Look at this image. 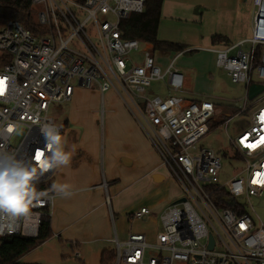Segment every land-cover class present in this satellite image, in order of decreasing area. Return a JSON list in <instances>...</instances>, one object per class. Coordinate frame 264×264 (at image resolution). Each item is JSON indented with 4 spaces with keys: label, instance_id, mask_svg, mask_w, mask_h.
<instances>
[{
    "label": "built area",
    "instance_id": "2783aa9c",
    "mask_svg": "<svg viewBox=\"0 0 264 264\" xmlns=\"http://www.w3.org/2000/svg\"><path fill=\"white\" fill-rule=\"evenodd\" d=\"M29 5L33 32L13 20L0 25V52L10 56L0 68V153L33 157L45 147L41 128L57 126L49 113L52 104L68 102L78 89L95 87L101 97L114 91L157 151L178 194L159 213L154 240L133 231L122 242L114 236L111 264H264V226L250 206L251 198L264 197L259 183L264 180V145L250 151L241 144L247 133L249 142L264 135L257 119L264 111V91L237 112L252 109L245 128L227 137L228 158L241 166L221 180V156L198 145L216 110L210 101L179 96L184 76L175 62L180 54L162 68L150 45L123 37L121 21L141 14L145 0H29ZM253 5L248 39L207 49L216 67L245 88L264 84V0H253ZM153 84L165 95L145 94ZM230 120L223 122L225 127ZM11 125L22 132L16 147L11 146L16 134L8 131ZM53 172L40 178L38 191H44ZM255 173L262 174L257 184L252 183ZM48 193L27 218L0 212V241L36 239L42 220L51 217L53 194ZM151 215L142 207L129 217L143 222Z\"/></svg>",
    "mask_w": 264,
    "mask_h": 264
},
{
    "label": "crops",
    "instance_id": "0c3cea01",
    "mask_svg": "<svg viewBox=\"0 0 264 264\" xmlns=\"http://www.w3.org/2000/svg\"><path fill=\"white\" fill-rule=\"evenodd\" d=\"M253 15V0H163L156 38L160 41L178 43L184 46V49L178 53L166 54L153 52L152 49L151 51L156 62L165 68L174 54H180L175 62L177 63L184 55L207 51L209 48L222 49L236 45L250 37ZM208 19H210L209 23ZM204 30H206L205 38L202 36ZM213 37L223 38L225 41L214 42ZM206 38L211 47H199L201 42L206 43L203 42ZM189 51L192 53L187 54ZM210 53L208 65L214 69L215 55ZM199 62L201 65L202 62ZM176 68L180 71L178 67ZM153 86L150 93L165 95L161 86L157 84ZM187 86L184 78L183 89L179 93L184 100L210 101L201 100L197 94L188 90ZM82 90L85 89L76 90L71 98L79 97ZM244 90L245 101H252L246 96L247 88L244 87ZM108 92H110L109 97L115 94L113 91ZM90 93L100 97L101 123L105 112L104 94L101 97L97 88ZM75 101L80 100L75 99ZM121 103L124 110H121L123 114L120 116V121L125 128V140L119 144H114L111 139L105 142L106 146L101 144L100 147L95 139L81 142V138H86V132L81 133L76 128L73 112L56 124L66 141L65 151L72 154V161L69 166L55 169L46 184L48 192L53 194L49 220L51 236L62 238L69 244L71 250L85 246L92 247L98 253L99 264L103 251L114 252L112 243L114 236L122 242L128 233L133 231L143 233L148 241L154 240L155 232L159 228V213L178 194V186L169 178L161 165L157 151L146 138L133 113L122 101ZM91 112L92 110L88 108V113ZM217 112L216 110L215 114ZM250 115L251 112L245 118V126ZM52 117L55 121L58 120L57 116L52 115ZM221 120L213 118L209 124V132L214 129L216 121ZM97 122L98 120L96 126ZM53 179L54 183L70 185L73 195L65 198L52 192ZM137 184H141L150 193V201L154 200V203L141 204L133 208L124 201L123 195L126 192L124 190L128 186ZM142 207L149 208L152 215L143 222L131 221L130 213Z\"/></svg>",
    "mask_w": 264,
    "mask_h": 264
},
{
    "label": "rangeland",
    "instance_id": "374dc122",
    "mask_svg": "<svg viewBox=\"0 0 264 264\" xmlns=\"http://www.w3.org/2000/svg\"><path fill=\"white\" fill-rule=\"evenodd\" d=\"M195 9V8H193ZM193 12V10H192ZM208 23L210 19L207 20ZM206 37V30L202 34ZM200 43L199 47H211L210 42ZM248 44L244 45L243 49H247ZM211 55L207 51H199L195 54L184 55L178 59L176 67H178L185 78V84H188L187 89L192 93L197 94L201 100H210L216 110L214 119L221 120L222 118H231L229 124L225 127L223 122L219 121L202 140L199 141V147H208L214 150L221 156L223 169L219 173L221 180L228 179L233 174V169L240 168L241 164L232 163L229 156V141L228 135L233 136L236 132L245 128V118L252 111V109L243 115H237L239 107L244 104L250 105L252 101H245L244 86L242 84H234L226 73L216 68H211ZM201 61V65L200 62ZM206 64V65H203ZM216 66V64H215ZM212 73V74H211ZM153 86V85H152ZM151 86V87H152ZM157 87V86H153ZM92 89H85L81 91L79 97H73L69 102L52 104L49 108L50 115L57 116L56 124L62 121V118L67 116L70 112L74 113V121L77 123L76 128L81 133L86 132V138H81L83 141L96 140L97 145H104L109 139L114 144H119L125 140V131L123 123L120 121L121 110H124L120 99L116 94L110 96V92L104 93V114L100 123V97L91 94ZM151 89V88H150ZM147 89L145 94L154 95ZM114 92V91H113ZM115 93V92H114ZM80 100V101H75ZM264 99V98H263ZM264 101V100H263ZM88 108L92 110L88 113ZM129 115V113L126 111ZM98 125L96 126V121ZM22 134H15L11 142V146L16 147L21 139ZM147 138V137H146ZM106 146V144H105ZM56 174V172H55ZM54 183V179H53ZM128 186L124 191L123 199L129 206L136 208L144 204L149 205L154 203L150 201V193L141 185ZM250 206L255 215L264 226V197L261 199H250ZM145 226V225H143ZM150 231V230H149ZM79 257L81 260H78ZM19 262L21 264H99L98 253L90 246L81 247V249H70L69 244L65 243L62 238L58 236H51L38 246L24 254Z\"/></svg>",
    "mask_w": 264,
    "mask_h": 264
},
{
    "label": "clouds",
    "instance_id": "9594fccd",
    "mask_svg": "<svg viewBox=\"0 0 264 264\" xmlns=\"http://www.w3.org/2000/svg\"><path fill=\"white\" fill-rule=\"evenodd\" d=\"M9 132L22 134L19 125H11ZM45 147L37 150L31 158L15 153H0V212L12 217H29L31 209L43 204L48 191H38L37 183L49 171L69 166L72 154L65 151V139L55 125L41 128ZM68 184L53 183L51 191L62 197H71Z\"/></svg>",
    "mask_w": 264,
    "mask_h": 264
},
{
    "label": "trees",
    "instance_id": "16d2710c",
    "mask_svg": "<svg viewBox=\"0 0 264 264\" xmlns=\"http://www.w3.org/2000/svg\"><path fill=\"white\" fill-rule=\"evenodd\" d=\"M163 0H145L144 11L141 14H131L120 23V29L125 39L138 40L150 44L153 52L162 54L178 53L184 46L178 43L160 41L156 38V29L160 16V7ZM33 10L29 0H0V25L8 20L20 23L25 29L33 32L36 28L33 23ZM214 42L225 40L213 37ZM192 51L187 52V54ZM10 63V56L0 52V68ZM227 118H222L224 122ZM44 191H48L45 187ZM50 221L44 218L41 222L36 239L11 237L0 241V264H21L19 259L51 237ZM100 264H111L114 258L113 251H103Z\"/></svg>",
    "mask_w": 264,
    "mask_h": 264
},
{
    "label": "snow or ice",
    "instance_id": "6c2138e0",
    "mask_svg": "<svg viewBox=\"0 0 264 264\" xmlns=\"http://www.w3.org/2000/svg\"><path fill=\"white\" fill-rule=\"evenodd\" d=\"M259 122L264 124V111L261 112L259 117L257 118ZM261 131H264V128L261 129ZM249 136L250 133L245 134V136L241 137V144L246 147L248 150H255L261 145H264V135H261L256 139L255 141L249 142ZM262 174L261 173H255L254 174V179L252 181L253 184H257L258 180L256 177H260ZM261 185H264V180L259 181Z\"/></svg>",
    "mask_w": 264,
    "mask_h": 264
},
{
    "label": "water",
    "instance_id": "95a60500",
    "mask_svg": "<svg viewBox=\"0 0 264 264\" xmlns=\"http://www.w3.org/2000/svg\"><path fill=\"white\" fill-rule=\"evenodd\" d=\"M264 91V85L258 83H252L247 87L246 96L248 100H253ZM212 246V240L210 239V247Z\"/></svg>",
    "mask_w": 264,
    "mask_h": 264
}]
</instances>
